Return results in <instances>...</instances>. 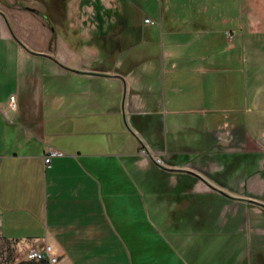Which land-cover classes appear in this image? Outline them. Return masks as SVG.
<instances>
[{
  "label": "crops",
  "instance_id": "0c3cea01",
  "mask_svg": "<svg viewBox=\"0 0 264 264\" xmlns=\"http://www.w3.org/2000/svg\"><path fill=\"white\" fill-rule=\"evenodd\" d=\"M36 1L0 0L3 237L28 240L29 248L48 242L64 264H136L129 240L145 232L132 225L141 208L147 213L154 176L170 180L156 184L152 196L159 209L169 205L171 221L174 208H190L201 193L211 201L209 210L212 198L225 210L231 202L264 208V0H240L237 9L222 8L226 0H207L202 10L186 7L174 14L183 26L167 30L172 50L164 71L171 90L192 104L172 100L171 113L187 117L172 118L171 141L160 131L148 135L152 117L142 116L158 111L140 95L153 84H141L138 63L101 58L94 43L107 12L115 15L138 0H40L44 10ZM83 2L93 4L97 24L80 22ZM161 2L162 17L175 13L174 0ZM47 14L68 16L70 31ZM192 16L202 17L200 26H191ZM198 31L203 38H193ZM66 79L76 86L60 87ZM82 79L105 80L111 100L105 103L100 90L79 88ZM182 127L197 134L179 141ZM53 148L63 154L46 164ZM143 148L166 167L149 169Z\"/></svg>",
  "mask_w": 264,
  "mask_h": 264
},
{
  "label": "rangeland",
  "instance_id": "374dc122",
  "mask_svg": "<svg viewBox=\"0 0 264 264\" xmlns=\"http://www.w3.org/2000/svg\"><path fill=\"white\" fill-rule=\"evenodd\" d=\"M41 1L37 0L34 4L44 10L45 5ZM84 1L86 2V0ZM225 2L226 4L224 3L222 8L237 9L240 0H226ZM174 3L176 4L174 5L175 13L166 12L162 17L164 3L161 0H138L136 5L127 2L121 12H117L115 15H110L107 12L103 16L104 20L99 26L94 42L100 45L101 58L111 57L116 62H122L129 58V60L138 63L134 69L136 77H142V85L149 82L153 84V90L141 91L140 95L151 103L149 108L158 111L155 116H142L149 119L152 117V121H149L147 126L148 135L152 132L156 136L160 131L164 138H169V141L174 136L171 129L172 118L178 117L177 119L182 122L187 117V114L184 113L179 115L171 113L172 100L179 98L181 107H188L192 103L189 100L190 97L174 93L171 90L168 75L165 76L164 68L170 65L166 58L171 49L167 42L172 36L167 30L173 26H183L182 21L177 20L178 16L174 15L181 9L189 7L199 10L210 4L207 0H174ZM83 5L80 9L82 10V15L79 16L80 22L86 26L97 24L99 17L93 4L84 3ZM138 5L140 6L138 7ZM45 18L52 22L61 20L66 31L71 29L72 21L66 15L60 17L56 14H47ZM146 18L155 22L147 23ZM190 18L191 26H200L201 16ZM194 36L203 38V32L198 31L193 35V38ZM103 40L107 42H103ZM60 82L62 88L75 87L77 84L73 79ZM60 82L58 81L56 84L59 85ZM78 86L84 91L100 90L103 93L100 98L104 99L105 103L112 98L109 92L110 84L103 79H82ZM88 93L90 92L85 94L84 99L89 98ZM200 106L202 108L204 105ZM98 120L100 119L98 118ZM98 120L94 121L98 122ZM198 121L200 123L203 121L200 112ZM195 134L197 133L193 130L190 131L182 127L177 131L176 136L179 141H183L194 137ZM132 139L135 144L139 143L134 134ZM140 153L142 154V151ZM142 156L149 161V169L166 167L164 164L156 163L150 155L142 154ZM152 178L153 180L156 178L157 181L149 182L150 187L146 195L147 213H144V208H141L138 223L132 225L133 230L139 229L145 234L139 239L129 240L133 261L136 264H181L182 262L189 264H264V208L261 205L255 203L249 205L248 208L245 205L238 207L237 204L231 202L225 210L223 204L222 207L214 205L215 198H212V207L209 210L211 201L201 193L197 194L190 208H182V206L174 208L176 218L171 221L170 217H167V211L170 210L169 205L159 209L157 200L152 196L156 184L162 183L166 186L170 184V180L161 178V176ZM258 210L260 211L258 212ZM207 229H211L209 234L205 233V230L208 231ZM28 242V240L9 239L0 233V264H29Z\"/></svg>",
  "mask_w": 264,
  "mask_h": 264
},
{
  "label": "built area",
  "instance_id": "2783aa9c",
  "mask_svg": "<svg viewBox=\"0 0 264 264\" xmlns=\"http://www.w3.org/2000/svg\"><path fill=\"white\" fill-rule=\"evenodd\" d=\"M146 22L154 23L155 21L151 20L150 18H146ZM10 103L13 109L17 108L18 103L15 94H12L10 96ZM141 151L142 154L152 156L156 163L163 164L162 157L154 155L152 152H150L149 149L143 148ZM62 154L63 152L58 149H50L45 157L46 164H50L54 156ZM27 258L29 261H47L49 264H64L60 256L55 252L53 245L48 242L41 243L37 241L32 244V246L28 250Z\"/></svg>",
  "mask_w": 264,
  "mask_h": 264
},
{
  "label": "trees",
  "instance_id": "16d2710c",
  "mask_svg": "<svg viewBox=\"0 0 264 264\" xmlns=\"http://www.w3.org/2000/svg\"><path fill=\"white\" fill-rule=\"evenodd\" d=\"M104 49L107 51L106 47ZM31 264H49V263L47 261H40V262L32 261Z\"/></svg>",
  "mask_w": 264,
  "mask_h": 264
},
{
  "label": "water",
  "instance_id": "95a60500",
  "mask_svg": "<svg viewBox=\"0 0 264 264\" xmlns=\"http://www.w3.org/2000/svg\"><path fill=\"white\" fill-rule=\"evenodd\" d=\"M189 172H191L192 174H196V175H198L195 171H193V170H190ZM199 176V175H198Z\"/></svg>",
  "mask_w": 264,
  "mask_h": 264
}]
</instances>
